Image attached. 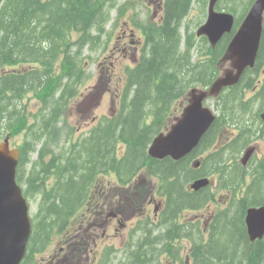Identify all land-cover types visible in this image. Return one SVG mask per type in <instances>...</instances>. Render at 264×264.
<instances>
[{
  "label": "trees",
  "instance_id": "obj_1",
  "mask_svg": "<svg viewBox=\"0 0 264 264\" xmlns=\"http://www.w3.org/2000/svg\"><path fill=\"white\" fill-rule=\"evenodd\" d=\"M252 1L225 0V8L237 16L236 26ZM191 3L192 0H164L162 22L145 28L147 56L127 74V88L120 111L113 117L102 119L86 137L74 140L69 145L66 159L52 156L44 162V143L40 160L32 165L33 168L39 167V171L25 176L21 168L29 161L27 154L33 146L24 142L16 179L23 185L25 196L32 199L39 196L36 214L39 219L35 220L32 237L43 233L45 238L48 233H54L59 224L65 223L64 218L76 215L86 205L90 206L92 185L99 176L132 184L138 171L146 168L150 177L156 179L158 192L172 202L179 192H173L171 187L177 183L181 184L179 187L187 183L186 180L180 183L183 171L196 173L194 179L204 175L200 171L201 167L196 171L188 167L190 155L178 161L170 158L153 159L147 155L151 140L168 129L187 92L194 88H208L218 77V62L231 38L225 35L213 49L204 38L196 39L189 26L200 24L201 15L190 24H185L182 39L178 30L190 12ZM114 4L115 0H0V114L3 113L1 107H13L9 98H1L3 95L21 93L27 88L32 90V82L40 81L42 84L44 75L56 79L60 78V72L68 79L73 75L81 76L80 56L79 62L76 57L85 48H97L99 35L104 33ZM205 4L206 0H198L200 14ZM263 63L264 18L255 67L245 71L246 75L252 74L249 76L251 84L244 86L245 83L241 81L236 86L223 89L219 97L215 98V107H221L222 110L219 119L224 122V125L220 122L221 127L218 129L229 127L244 132V135L249 133V129L252 132L250 136H254L257 112L252 107H256V101L263 105L264 84L256 87L255 96L249 100H243V94L247 89H252L259 75L258 68ZM55 64L61 67L54 69ZM33 65L38 68L31 69ZM37 89L38 93H42L48 87H36L33 90ZM73 94L70 92L68 97ZM58 118L59 110L51 107L49 113L42 116L41 120L44 122L47 119V123L37 128L40 135L35 138L38 140L42 134L48 137L52 130L49 139L54 140ZM14 126L9 125L7 128L14 131ZM29 136L34 135H26ZM234 140H230L227 145V161L223 154L215 153L216 159L208 167V175H220L217 170L221 169L232 185L241 182V166L236 163V159L245 146L243 141L242 145L233 147ZM191 199L192 196H188L186 200L191 202ZM253 205H264V200L260 196ZM240 207L241 211L237 215L242 217L249 205L242 202ZM238 232V243L233 244L229 251L223 249L216 254L224 258L223 264H245L254 252H258L256 258L264 254V238L255 242L262 243L261 248L251 251L252 245L247 243L244 230ZM179 236L181 234L176 235ZM241 240L247 249L240 251ZM257 260L261 261V258Z\"/></svg>",
  "mask_w": 264,
  "mask_h": 264
},
{
  "label": "flooded vegetation",
  "instance_id": "obj_2",
  "mask_svg": "<svg viewBox=\"0 0 264 264\" xmlns=\"http://www.w3.org/2000/svg\"><path fill=\"white\" fill-rule=\"evenodd\" d=\"M130 5H135L146 12L148 9L147 17H150V20H154L160 10V4L157 5L155 0H131ZM143 18L141 19L145 22ZM141 29L137 21H132L131 27H128L127 23H121L117 32L116 48L123 54L128 51L135 53L141 44L136 33L140 34ZM42 83L43 86L49 87L48 91L54 88L52 79L43 78ZM40 84V81H33L32 87H40ZM73 87L75 83L72 82L70 88ZM77 91L76 100L80 101L87 95V98L95 103L99 91L101 93L109 91V84H100L99 78L92 75L83 84L78 85ZM26 101V107L29 105L43 107L44 104L41 96L36 94L27 96ZM23 102L24 100L21 101L22 105ZM64 104L66 102L57 106ZM74 104L76 103H71V105ZM220 131L217 125L207 130L204 135L205 150L212 152L222 147V142H218ZM257 133L261 134L258 128ZM261 136L262 138L249 144L252 154L248 155L243 165L239 163L240 158L236 160L242 171L240 183L232 185L227 181L229 177L227 178L221 169L217 170L220 173L218 176L208 175L209 166H206L202 177L208 178L212 183L199 189L188 188V185L180 186L179 190L173 189V192L179 193H176L175 200L172 202L165 199V195L156 194L155 189L159 187L157 183L153 185L152 191L135 188L124 204H120L119 199H114L117 194H114L110 201L112 196L107 198L103 190H98L95 192V206L108 201L106 214H103V206H100L91 218L75 217L73 220L78 223L67 225L65 227L67 231L55 233L48 239L43 237V233H39L34 239L30 238V248L22 264H42L43 260H36V257L42 255L47 250V246L54 241L58 246L49 257L47 264H223L224 258L216 254L223 249L229 251L233 244L238 243L240 236L238 231L242 229L248 240L247 243L252 245L251 251L259 250L262 243L255 242L263 240L264 236L261 239L249 240L245 216L249 208L264 206H254L257 198L251 197L255 172L261 169V163L264 162V136L262 134ZM205 160H208L210 164L215 161L209 155ZM254 163H258L259 166L256 170L252 169ZM201 164L202 161L199 160L197 167ZM191 171L196 170L193 168ZM194 178L193 181H195ZM188 196H192L191 202L186 200ZM242 202H246L249 207L243 211L241 217L237 214L241 211ZM151 205L152 210L149 209ZM212 205L214 209L208 216H198L199 208ZM189 211L194 213L190 214V217L184 215ZM181 215L184 217L181 218ZM197 218L204 219V224ZM108 226L110 231L106 233ZM98 229L101 230L99 237L96 236ZM177 234L181 236L176 237ZM239 247L240 251L247 249L242 240ZM89 253L90 258L93 259L86 260ZM257 255L258 252H254L245 264H264V254L256 258ZM258 258H261V261L257 260Z\"/></svg>",
  "mask_w": 264,
  "mask_h": 264
},
{
  "label": "water",
  "instance_id": "obj_3",
  "mask_svg": "<svg viewBox=\"0 0 264 264\" xmlns=\"http://www.w3.org/2000/svg\"><path fill=\"white\" fill-rule=\"evenodd\" d=\"M216 1L209 0L207 20L196 31V36L204 35L211 47L223 34L230 32L233 24L230 14L214 12ZM263 12L264 0H256L221 58V62L230 61L235 72L225 71L207 91L192 90L181 116L165 135L159 134L153 140L149 155L178 160L197 145L214 119L211 112L203 107V101L217 95L223 87L236 84L243 70L253 66L262 31ZM261 119L264 122V112ZM17 161L18 151L9 150L5 140L0 144V264H20L30 234L28 205L14 178ZM206 182L198 180L192 188L198 189ZM245 222L250 240L261 238L264 233V207L248 210Z\"/></svg>",
  "mask_w": 264,
  "mask_h": 264
},
{
  "label": "rangeland",
  "instance_id": "obj_4",
  "mask_svg": "<svg viewBox=\"0 0 264 264\" xmlns=\"http://www.w3.org/2000/svg\"><path fill=\"white\" fill-rule=\"evenodd\" d=\"M120 1H122V0H120ZM130 1L131 0H128L127 2H130ZM224 5H225V1L222 2V6H224ZM136 11L138 12L136 14H139L140 17H147L149 15V14H147L146 11H143L142 9H140L137 6H136ZM196 12H197L196 11V4L192 3L191 11H190L189 15L187 16V18L183 21V25H182L181 30H180L182 36H183V31H184V25L191 23V21L193 20L194 16H196ZM111 18H112V16H111ZM115 19H116V17L113 18V20H112L111 23L109 22L110 25L109 24L107 25L108 26V30L111 29L110 31H113L115 29V27L118 25L115 22ZM204 19H205V15H204V17L202 19V22L204 21ZM121 23H122V21H121ZM189 28H192V25L189 26ZM195 29H196V27L193 28V31H195ZM107 37H108V34H106L102 38L101 48L97 52L88 53V51H83V54H82L83 57H84L83 58V61L86 62V64H84V66H85L84 69H85V73H86L85 74V78L91 77L93 73H95L97 75V73L95 71V66L96 65H100L102 67H107V65H109V63L113 62L114 73L110 74L109 76H107L103 80V85L109 84V87H110V90L106 94V97L104 98L103 95H99L95 103L93 101H91L89 103L84 104L88 100L87 95H85V96H83L82 100L79 102L78 107H76L75 105H72V106L66 105L65 109H64V107H62V110H61V114L64 113L63 114V117H65L66 124L69 127L76 128V131L74 133V136H76V137H79V136L83 137L84 135L87 134L88 129L91 126H93L92 124H95L96 123V122L91 123V119H95V121H96L97 118H101L102 116H110V115H112L113 114V111L116 109V107H115L116 105L114 106L113 101H114V99L117 100L118 99L117 95H119V93H121L124 90L125 81L121 77L123 76V65L125 63L122 61L121 54L118 52V50H117L116 47L111 48L112 46L109 45L108 49L110 50V48H111V50L109 52H107V48L106 49L104 48L105 41L107 40ZM115 38H117V34L115 35ZM108 55H111V56L109 57ZM262 65L264 66V63ZM226 67H228V65H224L223 66V68H226ZM258 72H259V75H260V78H261V76H263V69L262 68L261 69L259 68V71ZM248 77H249V75L244 78V80L242 81V83L247 84L248 83V80H247ZM257 84H258V81L255 80L254 81V84L251 87L252 88V91L254 90V86H256ZM83 88H82V91H84ZM252 91L251 90L246 91V93L243 96L244 99H249L252 96ZM26 102H24V103H26ZM182 103H184V102L182 101ZM254 103L257 104V105H259V102L258 101L254 102ZM204 105H206V107H208V108L214 109V100H212V99L211 100H208V101H206L204 103ZM23 108H24V113L25 114H29L30 112H31L30 114H33V113H35V111H36V109L38 107H32V105H29L28 107H23ZM252 108L255 110L257 107H252ZM215 114H216V112H215ZM173 118H175V116H173ZM29 123H30V121H29ZM60 127L62 128V126H60ZM58 135H59V138H60V134L59 133H58ZM229 136H230L229 131L228 132L221 133V136H220V139H222V144L225 145L221 149V152L224 155V158L225 159L228 158L229 153H228V150H227V147H226L227 144L223 143V141L228 140L229 139L228 138ZM3 138L4 137H2L1 139H3ZM1 139H0V142L2 141ZM210 152H211L210 150H205L204 149V143H203L201 145V147L199 146L196 149L193 157L190 158V160L188 162V165H190L191 161H193V160L207 158V155ZM36 156H37V153H35V152H32V153L29 154V161L23 166V168L25 169V172L26 173H28L30 171V169H38L39 168V167H34V168L32 167V165H34V163L36 161H39L40 160ZM57 157L59 159H66L67 158L66 152H64V154L59 153L57 155ZM45 158L43 159L44 162H45ZM203 165L210 166V163L208 162V160H206L203 163ZM205 166H202L200 168L201 169L200 171L202 173H204ZM252 169L253 170H256V168L254 166H252ZM141 172L142 171H138V173H141ZM255 175H257V177L255 179H257V180H264V170L260 169V172H255ZM137 176H138L137 183L140 184V185L143 184V187L147 189L148 188L147 184H144L146 182H140L138 179H140L139 177H141V176L138 175V174H137ZM195 176H196V173L192 174V173H189L187 171H183V173H181V175H180V183L184 182L185 180L187 182H189L187 179L193 178ZM147 183H149V178H147ZM135 188H139V186L134 187V189ZM252 194L253 195L251 197H253V198H259L261 196L262 199H264V190L263 189L261 190V193L260 194L256 193V190L253 189ZM112 199H113V194H112L111 201H112ZM219 202H221V201H219ZM119 203L122 204L124 202L121 201ZM100 206H103L102 212H103V214H106L107 213V207H106L107 206V201L105 203H101V204H99L98 206H95V207L94 206L93 207L92 206L86 207L84 209V211L82 213H80L79 215H77V216H81L82 218H84V217L85 218H87V217L91 218L95 214L96 209L98 207H100ZM149 209L152 210L153 209V206L151 205L149 207ZM213 209H214V205H212L210 207H206V208H199L198 216L199 215L201 217L203 215L204 216H208L209 213H211ZM36 211H37V203L33 200V203L30 206V214L31 215H34L36 213ZM190 212H192V211H189V213H185L184 215H186L187 217H190L191 216L190 214H193L194 213V212H192V213H190ZM182 217H184V216L181 215V218ZM197 220H199V219L197 218ZM199 221L201 223H203V224L205 222L204 219H200ZM229 226L232 227V224H230ZM107 228L108 229L105 230L106 233L108 231H110L109 230V226ZM67 230H65V231H67ZM100 232H101L100 229L96 230V236L99 237L100 236ZM57 246L58 245L56 244V241H54L51 245L47 246V250L42 255H38L36 257V260H43L41 263L42 264H47V261L49 260V257L51 255H53V253L56 251ZM87 256L88 257L86 258V260L93 259V258H90V253Z\"/></svg>",
  "mask_w": 264,
  "mask_h": 264
},
{
  "label": "bare ground",
  "instance_id": "obj_5",
  "mask_svg": "<svg viewBox=\"0 0 264 264\" xmlns=\"http://www.w3.org/2000/svg\"><path fill=\"white\" fill-rule=\"evenodd\" d=\"M248 129V128H247ZM248 132L249 133H252V132H250V130L248 129ZM248 133V134H249ZM256 172H260V170L259 171H256ZM257 177V175H255V178ZM236 181H238V178H237V180ZM179 185H181V184H179V183H177L176 185H174V186H172L171 187V190H173V189H178L179 190ZM253 189H255L256 190V193H258V194H260L261 193V190L263 189L264 190V180H257V179H255V182H254V186H253V188H252V191H253ZM231 223H229V225H230ZM140 256V255H139ZM142 257V256H141ZM143 258V257H142Z\"/></svg>",
  "mask_w": 264,
  "mask_h": 264
}]
</instances>
